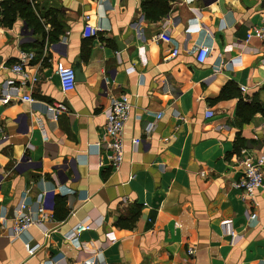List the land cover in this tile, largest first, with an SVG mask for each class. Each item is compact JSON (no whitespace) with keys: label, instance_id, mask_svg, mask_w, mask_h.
<instances>
[{"label":"crops","instance_id":"crops-1","mask_svg":"<svg viewBox=\"0 0 264 264\" xmlns=\"http://www.w3.org/2000/svg\"><path fill=\"white\" fill-rule=\"evenodd\" d=\"M26 1L45 38L0 18V264H264V189L248 202L234 186L240 157L264 159V41L247 39L264 27V0H171L157 22L143 0ZM86 16L96 36H84ZM22 53L32 58L18 75ZM59 66L81 68L73 91ZM122 95L130 116L114 170L104 111ZM52 102L69 111L53 120ZM23 204L54 221L13 239ZM83 220L92 227L78 244L65 240ZM27 242L40 245L34 256Z\"/></svg>","mask_w":264,"mask_h":264},{"label":"built area","instance_id":"built-area-1","mask_svg":"<svg viewBox=\"0 0 264 264\" xmlns=\"http://www.w3.org/2000/svg\"><path fill=\"white\" fill-rule=\"evenodd\" d=\"M2 17V9L0 7V18ZM86 23L84 26V36L87 38L96 36L99 28L92 26L89 23V16L85 17ZM259 38L264 41V27L257 28L250 31L247 39ZM211 50L207 46L199 48L197 53V61L200 64L205 63L206 59L210 55ZM178 49H173L166 60L176 57ZM32 58V54L22 53L20 61L13 66V71L18 75H25V67L29 64ZM57 75L59 77L60 86L64 93L73 91L76 88L77 77L75 69L72 67L59 66L57 69ZM33 80H35L33 78ZM24 101L33 102L34 99L30 95H25L22 98ZM47 111L51 115L53 120H57L59 115L67 113L68 107L60 102H52L47 104ZM106 125L104 132V142L106 149L110 152L111 166L114 170H119L124 162V128L125 124L130 116V102L126 95L120 96L114 100L111 105L104 111ZM207 117L214 116V111L211 109L206 112ZM160 117V116H159ZM183 119V118H182ZM264 127V123H263ZM2 138L0 137V143ZM135 144H138L140 140H135ZM239 166L243 168V173L238 182L234 186L242 192V197L245 201H252L255 198L256 193L264 189V159L253 161L248 157H240ZM246 218L249 223L258 220V214L253 211L246 212ZM45 221H54V216L48 212L43 204L38 207V211L35 215L27 212V206L23 204L21 206L20 213L14 220V224L11 228V236L13 239L19 238L25 233L30 227L34 225L43 224ZM228 224V222H224ZM91 224L83 220L72 227L65 235L64 239L73 243L78 244V236L80 233L91 229ZM45 237H48L46 232ZM25 248L29 256H34L40 249V245L32 244L30 242L25 243ZM194 249L189 250V254H193Z\"/></svg>","mask_w":264,"mask_h":264},{"label":"trees","instance_id":"trees-1","mask_svg":"<svg viewBox=\"0 0 264 264\" xmlns=\"http://www.w3.org/2000/svg\"><path fill=\"white\" fill-rule=\"evenodd\" d=\"M171 0H143L142 10L144 12L145 18L150 22L159 21L170 9ZM0 7L2 9V20L1 23L5 27H12L17 21L18 17L28 24L30 28L36 33L46 37V32L41 23V19L36 14L34 8L26 0H2L0 2ZM50 43L57 41L58 34L50 31L48 34ZM239 143L236 145V151L239 150ZM59 206V204H58ZM57 209V207H56Z\"/></svg>","mask_w":264,"mask_h":264},{"label":"water","instance_id":"water-1","mask_svg":"<svg viewBox=\"0 0 264 264\" xmlns=\"http://www.w3.org/2000/svg\"><path fill=\"white\" fill-rule=\"evenodd\" d=\"M80 70H81V68L75 70L77 79H79V76L81 77V71Z\"/></svg>","mask_w":264,"mask_h":264}]
</instances>
